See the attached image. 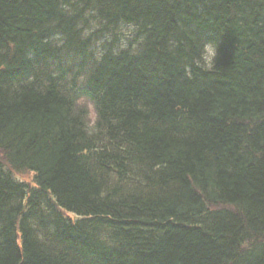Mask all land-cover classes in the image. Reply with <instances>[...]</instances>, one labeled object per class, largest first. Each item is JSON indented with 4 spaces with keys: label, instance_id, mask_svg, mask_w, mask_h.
<instances>
[{
    "label": "trees",
    "instance_id": "obj_1",
    "mask_svg": "<svg viewBox=\"0 0 264 264\" xmlns=\"http://www.w3.org/2000/svg\"><path fill=\"white\" fill-rule=\"evenodd\" d=\"M0 153V264H264V0H0Z\"/></svg>",
    "mask_w": 264,
    "mask_h": 264
},
{
    "label": "clouds",
    "instance_id": "obj_2",
    "mask_svg": "<svg viewBox=\"0 0 264 264\" xmlns=\"http://www.w3.org/2000/svg\"><path fill=\"white\" fill-rule=\"evenodd\" d=\"M131 27L132 26H129V29H131ZM217 54V46L213 42H205L201 47L200 56L196 62L203 68L211 70L215 65Z\"/></svg>",
    "mask_w": 264,
    "mask_h": 264
},
{
    "label": "rangeland",
    "instance_id": "obj_3",
    "mask_svg": "<svg viewBox=\"0 0 264 264\" xmlns=\"http://www.w3.org/2000/svg\"><path fill=\"white\" fill-rule=\"evenodd\" d=\"M81 103H82V105L85 106L86 110L88 111L89 121L93 122L94 119H95L94 118L95 114H94V110H93L92 104L87 99H82ZM0 162H2L4 164V166L6 167L5 171L8 172V170H10V167L7 165V163H5V160L3 159L1 153H0ZM12 174H13V176L15 178L23 180V181H25V182H27L29 184L33 183L32 176H31L30 172H13Z\"/></svg>",
    "mask_w": 264,
    "mask_h": 264
},
{
    "label": "bare ground",
    "instance_id": "obj_4",
    "mask_svg": "<svg viewBox=\"0 0 264 264\" xmlns=\"http://www.w3.org/2000/svg\"><path fill=\"white\" fill-rule=\"evenodd\" d=\"M90 42V41H89Z\"/></svg>",
    "mask_w": 264,
    "mask_h": 264
}]
</instances>
